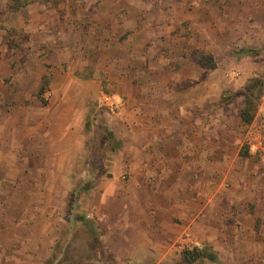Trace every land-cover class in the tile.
Segmentation results:
<instances>
[{"label": "crops", "instance_id": "1", "mask_svg": "<svg viewBox=\"0 0 264 264\" xmlns=\"http://www.w3.org/2000/svg\"><path fill=\"white\" fill-rule=\"evenodd\" d=\"M8 1L0 0V126L15 125L3 115L11 108L22 122L19 134L8 128L0 136V223L11 227L0 230L11 242L0 246V264H41L40 247L60 238L56 224L67 215L74 176L86 170L97 178L85 187L83 210L97 217L98 251L110 264H171L187 233L194 245L218 250L214 223L241 220L263 223L248 233L264 255V162L250 166V151L232 156L218 133L219 108L244 99L251 79L220 103L212 82L222 50L233 61L234 46L264 44V0H80L81 15L60 6L34 36L38 75L28 63L19 70L23 44L14 39L33 37L31 22L21 20L31 6ZM201 54L216 68H202ZM226 76L243 79L240 69ZM108 97L125 102L123 117L108 112ZM243 107L242 135L258 148L261 130L244 126ZM98 129L116 146L108 167L84 169Z\"/></svg>", "mask_w": 264, "mask_h": 264}, {"label": "rangeland", "instance_id": "2", "mask_svg": "<svg viewBox=\"0 0 264 264\" xmlns=\"http://www.w3.org/2000/svg\"><path fill=\"white\" fill-rule=\"evenodd\" d=\"M1 1L4 5L9 2L8 0ZM25 1L29 2L31 0H23L22 2ZM82 3L80 2V0H50L49 2L40 0V3L30 4L31 7L29 8L28 13L26 15H23L21 17V20L26 19L28 22H31L30 26H32L31 30L33 31V37L31 36L32 32H29L30 34H16L14 36L15 40L21 39L23 44L21 51H23L24 58L23 62L19 65V70H21L22 67L23 70L26 69L27 63L29 64V67L34 69L33 66L35 65V53L38 51V47L36 46V44H38V41L35 40L37 38H34V36L37 34V37L39 38L41 23L42 26L44 25V23L50 24L51 14H53V16L56 15V12L58 11L60 6H69L71 14L74 13L76 15H81L83 12L82 9L85 10V5ZM66 9L67 8L65 7L64 10ZM2 14L4 15L5 13L1 12L0 20L3 19ZM15 19L17 20L16 22H18V17ZM47 36H49V34ZM248 48H250V46H234L232 51L234 52L233 61H231L232 57L230 59H227L226 50H222L220 54H218L222 72H220L218 75L216 74L212 78V82L213 84L219 86V103L221 102V97L223 99L224 97L226 98L237 92L240 89L238 88V86H242L243 82L246 84L248 80L255 78L264 80V44L261 46L251 47L250 49L254 51L252 53V56H248L245 53L241 52L242 50H246ZM240 53L243 55H240ZM239 58H242L244 60L241 62L240 60L242 59L238 60ZM212 61L206 60V65L210 66V62ZM259 67L260 72L258 73V76L253 77L252 74L254 73V70L259 69ZM235 69H240L243 74V79H241L239 82H233L226 76L229 70ZM33 72H36V74L38 75V70L34 69ZM207 76H209L207 72H204L202 80L204 78V81H209L210 78ZM249 76L252 78H250ZM29 84H32L34 87L35 81L31 80V83ZM28 96H32V98H34L38 95L29 93ZM243 104L244 99L240 97L235 102L226 104L223 107L219 108L220 126L218 133L220 137H224V134L227 135L226 137H224L225 143H221L220 145L226 144V148H229L231 150L230 153L232 156L235 155L236 151L240 152L243 151L242 149H244V147H248L251 153L250 166L253 167L264 162V95L259 102L258 112L254 121V124H256L257 127H259V129L261 130V134L257 135L259 137H254V139L257 140H254V142H252L253 144H258V148L252 147V145L249 144L247 140H245L246 136L242 135L243 132H247V129L245 130V128L240 125L239 120V111L242 108ZM7 111L9 112V114L6 115V113H3L4 118H7V116L12 117V119H14L13 123H15V125L12 123L13 125L7 127L0 126L1 137L5 136L6 133H8V128L12 132H14V130H17L16 134H19L18 130L20 129V122H22V120L17 123L15 122V119L16 121H19V114L21 118L20 111H14V108H11ZM0 124H2V119H0ZM95 136L96 140L94 142L93 148L90 150V157L88 156L87 160H85L84 163H81V166L84 164V166L82 167L84 168L85 165L87 166L90 162L93 164L94 168H96L97 171L99 169H105L106 167H108L109 164L107 160L109 156H112L110 150L114 149L116 144L113 139L108 140L109 143H105L106 135L105 132L101 129L96 130ZM230 160L231 158L228 159V161ZM84 169H86V167ZM225 177L226 175H220L219 184L226 183L223 182L225 180ZM95 178H97V174H90L89 172H87V170L86 172L82 171L80 173H77L74 176L75 188L74 193L72 194V200L70 201V207L66 212V217L60 218L61 220H59V223L56 224L57 232L60 234V238L56 239L55 243L52 242L53 245L48 246L49 248L47 247V245H41L40 248L44 251L43 253H40L42 258L41 264H110V262L107 261L109 259L106 258V255L98 251V247L100 245L98 237L100 227L97 224V217L95 219L88 218L85 216L86 212L83 210V207L86 205V201H88V196H86V194L84 193L85 187L86 185H89ZM40 224L43 226V228L47 226V223H45L44 221ZM262 224L263 223L258 221L251 223L244 220L237 222L230 221V223L215 222L214 228L217 230L216 241H218V244L220 245H218L220 247L218 250L214 251L213 248L207 243L204 244L203 247L194 245L192 236L189 234V239H186V236H184L181 241H178V243H176L175 247L177 248V251L171 257L170 262L171 264H185L184 253L188 250L199 249L210 253L215 257V260L203 258L202 260H200V264L263 263L264 258L261 257L264 255H260L257 251L259 238L257 234L250 236V233H248L252 229H254L256 232L259 231L262 227ZM10 228V225L6 222L0 223V230L5 229L9 231ZM232 228L239 229L241 232V237L232 236ZM225 235L227 238L223 239L222 236ZM39 240L40 239H38V241ZM51 240L52 239L46 238L41 239L42 242ZM185 240L187 241L185 242ZM226 240H228L230 246H226L225 244H223ZM4 241H6L7 245H9L8 243L10 241L8 239H3L2 235L0 234V246H4ZM39 260L40 259L38 257V261Z\"/></svg>", "mask_w": 264, "mask_h": 264}, {"label": "trees", "instance_id": "3", "mask_svg": "<svg viewBox=\"0 0 264 264\" xmlns=\"http://www.w3.org/2000/svg\"><path fill=\"white\" fill-rule=\"evenodd\" d=\"M46 2H49L50 0H43ZM52 1V0H51ZM34 3H40V0H31V1H25L21 2L19 6H16V9H20L22 7L29 6L30 4ZM242 53L245 54H252L254 51L252 49H246L242 50ZM206 60L208 61H214L212 56H205L203 54L200 55V66L206 70H213L216 68V64L212 61L210 62L211 65L207 66L206 65ZM47 82H44L43 87L40 90V95H43L47 91ZM240 96L244 97V107L241 111V118L243 121L244 126H250L257 115L258 108H259V102L264 95V80L255 78L251 79L246 88L242 90L240 93ZM242 156L243 157H248L249 156V148L244 147L242 151ZM203 258H208L210 260H215V257L212 256L210 253H207L205 251L199 250V249H193V250H188L184 253V261L185 264H200V260Z\"/></svg>", "mask_w": 264, "mask_h": 264}, {"label": "built area", "instance_id": "4", "mask_svg": "<svg viewBox=\"0 0 264 264\" xmlns=\"http://www.w3.org/2000/svg\"><path fill=\"white\" fill-rule=\"evenodd\" d=\"M105 108L114 117H123L125 102L123 100H114L112 97H108L105 102ZM186 239H189V234H186Z\"/></svg>", "mask_w": 264, "mask_h": 264}]
</instances>
